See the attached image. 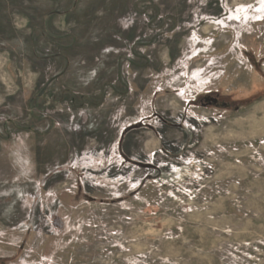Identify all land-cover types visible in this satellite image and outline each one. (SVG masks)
I'll list each match as a JSON object with an SVG mask.
<instances>
[{"label": "rangeland", "instance_id": "rangeland-1", "mask_svg": "<svg viewBox=\"0 0 264 264\" xmlns=\"http://www.w3.org/2000/svg\"><path fill=\"white\" fill-rule=\"evenodd\" d=\"M0 264H264V0H0Z\"/></svg>", "mask_w": 264, "mask_h": 264}, {"label": "water", "instance_id": "water-1", "mask_svg": "<svg viewBox=\"0 0 264 264\" xmlns=\"http://www.w3.org/2000/svg\"><path fill=\"white\" fill-rule=\"evenodd\" d=\"M45 91H46V89H44V90L41 92L40 96H42V95L45 93Z\"/></svg>", "mask_w": 264, "mask_h": 264}]
</instances>
